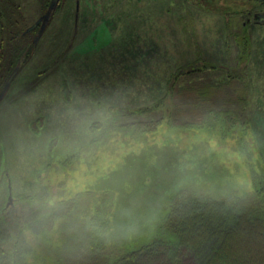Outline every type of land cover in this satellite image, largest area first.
I'll return each instance as SVG.
<instances>
[{
    "label": "rangeland",
    "instance_id": "obj_1",
    "mask_svg": "<svg viewBox=\"0 0 264 264\" xmlns=\"http://www.w3.org/2000/svg\"><path fill=\"white\" fill-rule=\"evenodd\" d=\"M47 6L0 0V91L15 72L0 100V246L23 245L13 264H74L78 239L62 235L75 226L83 246L91 232L111 246L107 229L138 241L186 188L253 198L264 170V0H59L31 29ZM195 203L192 221L210 240L193 254L154 246L139 264H203L212 243L235 238L215 210L238 207ZM139 219L145 229L128 228Z\"/></svg>",
    "mask_w": 264,
    "mask_h": 264
},
{
    "label": "trees",
    "instance_id": "obj_2",
    "mask_svg": "<svg viewBox=\"0 0 264 264\" xmlns=\"http://www.w3.org/2000/svg\"><path fill=\"white\" fill-rule=\"evenodd\" d=\"M50 1L51 0H47L48 6ZM58 3L55 9L58 7ZM48 6L43 14L47 11ZM41 23L42 20L38 21L37 25L33 26L31 29L35 28L38 30ZM187 123L188 122H183L179 124L187 125ZM262 172V177L259 176V178L254 179V185L259 183V186L258 188H253H257L256 192L251 195L253 198L250 199L249 195H244L243 197L246 198H243L240 202H236V200L232 198V195L227 201L221 199L214 200L213 197L216 196V190H211L209 187H201L195 184L198 186L196 189L186 188L183 192L187 193V198H178L179 195L175 196L171 201L172 203L168 211L165 214L159 213L160 216L158 221L156 219L155 222L150 223L153 228H150V234L149 231L147 234L144 233V238L138 241L121 239L118 234L114 236L116 231L107 229L106 237L108 238L110 235L111 238L109 242L111 246L107 247V244L103 243L104 241L94 243L95 238L91 239V237L94 236L92 232L88 237L90 242L87 243L90 245L83 246L82 244H78V240H80V237L84 236V234L77 233V230H75L76 226L73 227L74 231L64 232L62 239H78L74 249L78 250L76 256L80 254L81 258L76 260L74 264H139L142 254L154 246L164 244L171 245V252H173V250L176 252L181 247H186L193 254L192 249L198 247L207 237L204 232H209V226L200 224V222L203 223L202 220L198 219L194 220V222L192 221L191 215L192 213L195 214V212H192L193 203L196 201L194 205H201L204 209L206 207L220 208L219 206L226 205L225 202H228L238 207L240 211H235L232 216L228 217L224 212H220L221 210H214L217 212L216 215L218 219L232 221L233 226H231L230 231H234L235 238H230L231 236L227 235L225 236L227 239L223 238L225 239L222 242L223 245L212 243L207 251L209 258L207 261L202 260L203 264H264V170H262ZM141 185L143 186V183ZM201 199H203V201H201ZM142 214L145 215L143 212L141 215ZM201 214L202 213L197 214L201 219L204 218L206 220L207 218V221L210 220V214V216L206 213H204V216ZM141 222H143L142 219H139L136 224H131L128 228L139 226L138 228L136 227V229H145L144 223L140 224ZM91 224H93V222ZM205 224L209 223L206 222ZM120 229L117 231H123V235L126 234V230H128L126 227L122 230ZM177 232L179 233L177 239L176 235L171 236V234ZM196 235L198 236L196 237ZM209 240L210 239H206L205 241ZM22 246H14L15 250L10 254H5L4 251L6 250L0 246V264H13L10 258L13 255L16 256ZM22 251L26 252V249H22ZM33 264H40V262L38 261ZM41 264L49 263L47 260L46 262L44 260Z\"/></svg>",
    "mask_w": 264,
    "mask_h": 264
},
{
    "label": "water",
    "instance_id": "obj_3",
    "mask_svg": "<svg viewBox=\"0 0 264 264\" xmlns=\"http://www.w3.org/2000/svg\"><path fill=\"white\" fill-rule=\"evenodd\" d=\"M58 1L59 0H51L50 1L47 11L42 15V18H41L42 23H41L39 32L44 28V26L46 25V23L48 22V20L51 18V15L53 14L54 9H55ZM260 20L261 21L264 20V16H260ZM37 23H36V25H37ZM14 75H15V72H13L12 75L5 81V83L3 85V88L0 91V100L3 98L4 94L6 93L7 88L9 86L11 80L13 79Z\"/></svg>",
    "mask_w": 264,
    "mask_h": 264
},
{
    "label": "crops",
    "instance_id": "obj_4",
    "mask_svg": "<svg viewBox=\"0 0 264 264\" xmlns=\"http://www.w3.org/2000/svg\"><path fill=\"white\" fill-rule=\"evenodd\" d=\"M6 188H7V190H9V192H8V196H9V195H10V191H11V190H10L11 187H10V185L8 184V186H7Z\"/></svg>",
    "mask_w": 264,
    "mask_h": 264
},
{
    "label": "flooded vegetation",
    "instance_id": "obj_5",
    "mask_svg": "<svg viewBox=\"0 0 264 264\" xmlns=\"http://www.w3.org/2000/svg\"><path fill=\"white\" fill-rule=\"evenodd\" d=\"M262 16H264V14Z\"/></svg>",
    "mask_w": 264,
    "mask_h": 264
}]
</instances>
